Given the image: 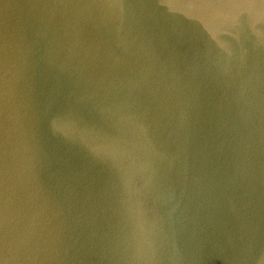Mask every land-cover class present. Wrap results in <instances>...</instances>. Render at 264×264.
<instances>
[{"label":"water","instance_id":"95a60500","mask_svg":"<svg viewBox=\"0 0 264 264\" xmlns=\"http://www.w3.org/2000/svg\"><path fill=\"white\" fill-rule=\"evenodd\" d=\"M0 264H264V0H0Z\"/></svg>","mask_w":264,"mask_h":264}]
</instances>
